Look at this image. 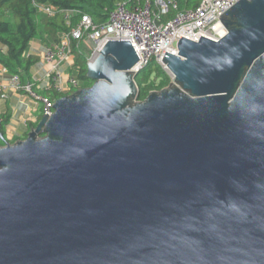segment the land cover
<instances>
[{
    "label": "water",
    "instance_id": "95a60500",
    "mask_svg": "<svg viewBox=\"0 0 264 264\" xmlns=\"http://www.w3.org/2000/svg\"><path fill=\"white\" fill-rule=\"evenodd\" d=\"M185 38L139 101L131 42L25 140L1 135L0 264H264V0Z\"/></svg>",
    "mask_w": 264,
    "mask_h": 264
},
{
    "label": "built area",
    "instance_id": "2783aa9c",
    "mask_svg": "<svg viewBox=\"0 0 264 264\" xmlns=\"http://www.w3.org/2000/svg\"><path fill=\"white\" fill-rule=\"evenodd\" d=\"M240 1L242 0H201L197 7L185 10L180 9L177 0H144L143 4L132 7L119 3L111 11L105 25H97L88 14H80L79 23L63 35L59 43L45 49L43 60L52 67L53 88L60 93L79 88L78 80L69 77L68 91H65L60 85L61 73L57 68L65 63L73 65V44L80 49L86 40L92 42L87 55L88 62H93L111 40L131 42L140 58L134 72L139 73L155 62L173 82L174 77L163 63L166 53L177 55V44L182 38L195 42L201 37L212 41L220 40L226 33L220 18ZM32 3L47 17H54L59 13L54 7L37 4L36 0H32ZM70 14L73 12L66 13L67 19ZM9 90L22 92L40 102L43 117L53 115L55 101L41 97L33 85L23 84L18 75L11 76L8 84L0 86L1 97L7 98Z\"/></svg>",
    "mask_w": 264,
    "mask_h": 264
},
{
    "label": "trees",
    "instance_id": "16d2710c",
    "mask_svg": "<svg viewBox=\"0 0 264 264\" xmlns=\"http://www.w3.org/2000/svg\"><path fill=\"white\" fill-rule=\"evenodd\" d=\"M201 0H177L181 10L192 9L199 5ZM41 6L54 7L59 13L54 17H47L33 5L32 0H0V65L8 73L18 75L23 84H30L31 81L24 80V76L30 75L31 68L38 63L34 56H28L27 52L30 43L34 40L40 41L46 47L60 42L63 35L70 32L71 28L79 23L80 16L88 14L97 25H105L109 15L115 6L124 3L128 7L143 4L144 0H36ZM70 14L68 19L66 13ZM76 12V13H75ZM81 14V15H80ZM73 55L75 66L79 71L75 78L78 80L79 88L71 92H57L54 90V83L51 82L49 90L37 93L44 98L57 101L61 98L74 94L76 91L89 88L93 82L86 76L87 55L90 50L83 54L76 45L73 44ZM156 66V77H160L159 84H149L151 75L140 79L142 72L147 73ZM136 79L139 88L138 100L144 101L151 92L161 91L170 85L169 76L155 63L149 64ZM36 88V87H35ZM43 115V108H42ZM8 123L7 118L0 115V147L5 143L1 138L4 136V126Z\"/></svg>",
    "mask_w": 264,
    "mask_h": 264
},
{
    "label": "crops",
    "instance_id": "0c3cea01",
    "mask_svg": "<svg viewBox=\"0 0 264 264\" xmlns=\"http://www.w3.org/2000/svg\"><path fill=\"white\" fill-rule=\"evenodd\" d=\"M91 48L92 42L90 40L84 41L81 45L83 54H86ZM45 49L46 46L38 40L30 43L27 54L36 57L38 63L31 68L29 77L24 76V80L31 81L40 93L48 91L51 84L52 67L43 60ZM74 70H77V73L79 71L78 67L75 66V57L73 65L65 63L57 68V71L61 73L60 85L65 91H68L69 77H75L77 74H74ZM10 80L11 75L0 65V86L8 84ZM6 96L7 98H2L0 93V115L8 120L4 126V139L14 144L25 140L29 133L38 126L43 118L42 104L22 92L9 90Z\"/></svg>",
    "mask_w": 264,
    "mask_h": 264
},
{
    "label": "rangeland",
    "instance_id": "374dc122",
    "mask_svg": "<svg viewBox=\"0 0 264 264\" xmlns=\"http://www.w3.org/2000/svg\"><path fill=\"white\" fill-rule=\"evenodd\" d=\"M88 51V50H87ZM156 70H157V67L156 66H154L153 67V70L151 71V72H147V73H144V72H142V74L140 75V79H143L145 76H149V75H151V78H150V80H149V84H152V83H157V84H159L160 82H161V79H160V77H156ZM77 73V70H74V74H76ZM172 80H170V82H171Z\"/></svg>",
    "mask_w": 264,
    "mask_h": 264
},
{
    "label": "bare ground",
    "instance_id": "6f19581e",
    "mask_svg": "<svg viewBox=\"0 0 264 264\" xmlns=\"http://www.w3.org/2000/svg\"><path fill=\"white\" fill-rule=\"evenodd\" d=\"M225 32H224V30H222V34H224Z\"/></svg>",
    "mask_w": 264,
    "mask_h": 264
}]
</instances>
